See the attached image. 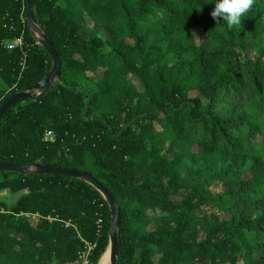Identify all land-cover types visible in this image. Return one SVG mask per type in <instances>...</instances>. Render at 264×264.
Here are the masks:
<instances>
[{
	"label": "trees",
	"instance_id": "trees-1",
	"mask_svg": "<svg viewBox=\"0 0 264 264\" xmlns=\"http://www.w3.org/2000/svg\"><path fill=\"white\" fill-rule=\"evenodd\" d=\"M215 2L34 0L59 76L0 119V162L90 174L118 209L117 264H264V0L231 30ZM24 8L0 0V105L50 70ZM0 191L20 193L0 202V264L98 263L111 214L86 181L0 171Z\"/></svg>",
	"mask_w": 264,
	"mask_h": 264
},
{
	"label": "water",
	"instance_id": "water-1",
	"mask_svg": "<svg viewBox=\"0 0 264 264\" xmlns=\"http://www.w3.org/2000/svg\"><path fill=\"white\" fill-rule=\"evenodd\" d=\"M33 3L34 0H25L24 16L31 35L33 36L34 34L38 37L39 39L38 45L44 50V52L46 53V55L50 60V70L42 80L30 86L27 89V91L17 92L12 96H10L6 101H4L0 105V119L10 110H12L17 104H21L23 101L27 99L34 100L40 95H44L45 93H47L51 89L53 81L56 80L59 76L60 62L58 60V56L52 44L47 39V37L43 35L41 31L34 25ZM34 92H40V94L34 95L33 94ZM32 168L35 170L36 174L56 175L59 177L84 180L87 182L89 186H91L104 198L105 203L109 209V213L111 214V220L109 224L111 235L109 236L108 239L110 246L108 262L109 264H117L116 263L117 242L115 238L114 228L117 227L118 225V209L113 201V198L107 192V190L103 188L102 185L98 183L95 179H93L90 174L85 172H77L65 168H59V167H53V166H47L41 164L30 166V165H17L6 162H0L1 172L21 174L28 172Z\"/></svg>",
	"mask_w": 264,
	"mask_h": 264
},
{
	"label": "rangeland",
	"instance_id": "rangeland-1",
	"mask_svg": "<svg viewBox=\"0 0 264 264\" xmlns=\"http://www.w3.org/2000/svg\"><path fill=\"white\" fill-rule=\"evenodd\" d=\"M59 4L61 5L60 2H59ZM191 32H192V34L194 36L195 44L198 45L204 39V34L197 28H192ZM99 34H100V36L103 39H106V38H108L110 36L109 33L107 31H104L103 29L100 30ZM36 41H37V43H39V39L37 37H36ZM124 42L127 45H131V41L129 39H125ZM11 44H13V41H4V46L5 45H11ZM126 80L135 88L136 91H138V92H142L143 91L142 83L135 76L129 74V75L126 76ZM53 82H55V80ZM0 89L7 90L6 87L4 86V84L1 82V80H0ZM33 94L36 95V94H38V92H34ZM190 95L193 96V93H190ZM47 140H51V137H47ZM253 140L256 141V142H260L261 141V137L256 135L253 138ZM197 149H198L197 146H192V151L193 152H195ZM242 179L243 180H249L250 179V175L248 173H244L243 176H242ZM253 183L254 184H253L252 188L250 189V191L248 193V197H250L253 200L258 199V198H264V169H262L260 172H258V175L254 179ZM221 190L222 191H226L227 187H222ZM19 195H20V193L9 194L6 191H0V202H2L5 205L9 206L15 201V199ZM172 199L173 200H177L176 198H172ZM146 214L147 215H151L152 211L151 210L147 211ZM221 217H227V215H222ZM153 229H154V226H153L152 223H150L146 227L147 231H151ZM106 251H107V259H109V253H110L109 241L107 242V245H106L103 253L104 252L106 253ZM102 255L103 254L100 255L101 257H99L98 263H99L100 259L102 258ZM98 263H96V264H98ZM153 263L156 264V257L153 258ZM108 264H109V262H108Z\"/></svg>",
	"mask_w": 264,
	"mask_h": 264
},
{
	"label": "clouds",
	"instance_id": "clouds-1",
	"mask_svg": "<svg viewBox=\"0 0 264 264\" xmlns=\"http://www.w3.org/2000/svg\"><path fill=\"white\" fill-rule=\"evenodd\" d=\"M255 0H216L210 15L219 23L223 20L229 30L242 27V18L251 10Z\"/></svg>",
	"mask_w": 264,
	"mask_h": 264
},
{
	"label": "built area",
	"instance_id": "built-area-1",
	"mask_svg": "<svg viewBox=\"0 0 264 264\" xmlns=\"http://www.w3.org/2000/svg\"><path fill=\"white\" fill-rule=\"evenodd\" d=\"M19 43V40H14L13 41V44H11V45H5V47L7 48V49H11L12 47H14V46H16L17 44ZM47 137H51V133L50 132H45L44 133V136H43V140H47ZM66 226V225H65ZM80 258H81V262H80V264H89V262L87 261V259H86V257H85V253H82L81 255H80Z\"/></svg>",
	"mask_w": 264,
	"mask_h": 264
},
{
	"label": "bare ground",
	"instance_id": "bare-ground-1",
	"mask_svg": "<svg viewBox=\"0 0 264 264\" xmlns=\"http://www.w3.org/2000/svg\"><path fill=\"white\" fill-rule=\"evenodd\" d=\"M34 38L36 39V35H34ZM36 36V37H35ZM38 38V37H37ZM98 264H108V259H107V251L106 253L104 252V254L102 255V258L100 259L99 263Z\"/></svg>",
	"mask_w": 264,
	"mask_h": 264
}]
</instances>
